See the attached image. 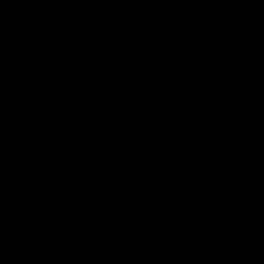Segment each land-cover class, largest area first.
<instances>
[{"label":"water","instance_id":"1","mask_svg":"<svg viewBox=\"0 0 264 264\" xmlns=\"http://www.w3.org/2000/svg\"><path fill=\"white\" fill-rule=\"evenodd\" d=\"M246 2L264 34V0H246Z\"/></svg>","mask_w":264,"mask_h":264}]
</instances>
